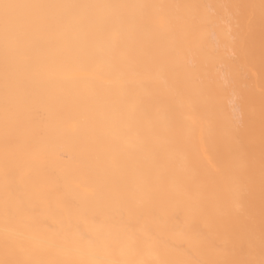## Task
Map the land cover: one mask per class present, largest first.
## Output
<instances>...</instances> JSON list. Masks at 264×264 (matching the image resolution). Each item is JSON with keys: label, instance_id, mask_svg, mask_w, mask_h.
Listing matches in <instances>:
<instances>
[{"label": "bare ground", "instance_id": "1", "mask_svg": "<svg viewBox=\"0 0 264 264\" xmlns=\"http://www.w3.org/2000/svg\"><path fill=\"white\" fill-rule=\"evenodd\" d=\"M0 264H264V0H0Z\"/></svg>", "mask_w": 264, "mask_h": 264}]
</instances>
